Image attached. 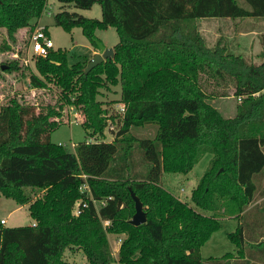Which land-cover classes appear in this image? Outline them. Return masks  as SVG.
<instances>
[{
    "label": "trees",
    "instance_id": "trees-1",
    "mask_svg": "<svg viewBox=\"0 0 264 264\" xmlns=\"http://www.w3.org/2000/svg\"><path fill=\"white\" fill-rule=\"evenodd\" d=\"M60 1L81 8L98 2L102 18L64 10L55 14L57 25L82 27L97 49V29L115 27L119 41L114 57L89 72V60L70 64L61 48L36 57L41 77L31 74L32 82H53L62 102L35 112L14 97L1 108L0 192L27 204L34 221L11 227L0 218V264H80L65 258L73 248L83 250L90 264H238L232 252L204 258L201 246L221 227L220 217L241 218L256 194L264 195L258 184L264 175V59L250 62L221 39L208 46L199 20L264 17V0H246L251 8L238 0ZM45 8L46 0H0V27L15 38L19 29L33 28ZM5 64L7 70L19 67L17 60ZM203 75L233 82L234 95L242 96L234 116L209 102ZM119 83L125 112L114 139L106 140L108 109L99 95ZM65 105L81 110L96 140L80 141L75 150L51 140ZM147 122L158 123L154 138L132 135V126ZM136 148L142 174L134 170ZM207 152L213 157L191 199L211 214L161 182L164 172L188 173ZM131 190L147 213L139 225L130 222L136 210ZM109 233L125 235L117 256ZM229 237L242 255L249 244L244 224ZM255 248L264 251V241H255Z\"/></svg>",
    "mask_w": 264,
    "mask_h": 264
},
{
    "label": "rangeland",
    "instance_id": "rangeland-1",
    "mask_svg": "<svg viewBox=\"0 0 264 264\" xmlns=\"http://www.w3.org/2000/svg\"><path fill=\"white\" fill-rule=\"evenodd\" d=\"M238 2L246 7L251 8L246 0H238ZM64 10L76 12L79 15L90 18H102L101 4L96 2L90 8H81L74 3H65L60 0H46V8L40 18L33 21V28L26 27L19 29L15 38H11L4 27H0V65L7 61L17 60L19 67L12 70L6 68L0 71V110L8 104L9 101L17 97L21 101L28 103L39 112L42 107L57 105L62 102L61 89L53 82H47L46 86H36L31 80V74H39L35 67V59L37 56L30 55V38L32 32L38 27H46L53 41V49H63L68 53L69 63L78 61H87L93 57V51L98 52L90 39L83 33L82 27L75 26L70 31L63 26L57 25L55 22V14ZM199 30L205 37L208 46L213 47L219 39L222 44L226 43L229 51L243 55L248 61L260 63L264 59L263 52L261 53V43L264 41L262 34L264 33V21L242 19L239 21H231L229 19L207 18L199 20ZM201 24V27H200ZM257 31L256 35L251 31ZM239 31L243 32V36H239ZM97 39L101 40L106 47H112L119 41V35L115 27L109 26L105 29H97L95 31ZM249 34V35H247ZM255 40H259L258 49L255 48ZM241 41V43H239ZM251 41L254 43L252 45ZM244 45V43L247 44ZM248 46V48H247ZM247 48V49H246ZM244 50H247L246 52ZM259 50V51H258ZM260 52V53H259ZM247 56V57H246ZM201 84L205 92L211 95L209 102L217 107L220 112L226 116H234L236 114L237 104L242 96L234 95V84L231 81H216L215 79L203 75ZM121 84L111 85L109 88H102L99 99L104 102V107L108 109V114L113 115V120L118 119V110L120 104L123 103L121 98ZM222 93L227 95H222ZM62 123L51 132V140L56 143L67 145L72 150H75V145L84 140H96L91 133V130L86 128L82 121L84 116L81 110L75 105H65L63 108L62 117L58 118ZM158 130V123L147 122L141 126H132L130 132L136 138H154ZM105 139L113 140L116 135L115 130L105 129ZM134 170L137 173H143L145 166L142 164V153L139 149L134 150ZM212 152L205 153L199 162L188 172H164L162 174V185L182 200L187 201L196 210L211 214L210 210L203 209L196 205L191 199V192L197 186L206 169L209 167ZM148 167V162H145ZM258 184L261 189H264V175L258 179ZM263 197V199H261ZM256 202L261 200L259 205L250 209L247 215L237 219L235 217H220L221 227L214 231L211 237L201 246V253L204 258L210 256H221L226 252L236 251L237 245L230 239L229 233L234 231L241 223V219L245 228L250 226V219L255 208L259 210L261 216H264V195L257 193L254 199ZM253 200V202H254ZM99 203L97 207H99ZM5 218L7 223L5 226H20L32 223V217L28 209V205H19L14 199L6 197L0 192V218ZM240 220V222H239ZM105 223V222H104ZM106 224V223H105ZM261 234H258L260 236ZM109 240L112 251L116 252L120 244V239L123 240L124 234L109 233ZM258 239V238H257ZM264 241V238H260ZM252 242L258 240L249 239ZM260 241V240H259ZM65 258L72 262L80 264H90L84 251L78 248L67 249ZM110 264H121L119 261H114Z\"/></svg>",
    "mask_w": 264,
    "mask_h": 264
},
{
    "label": "crops",
    "instance_id": "crops-1",
    "mask_svg": "<svg viewBox=\"0 0 264 264\" xmlns=\"http://www.w3.org/2000/svg\"><path fill=\"white\" fill-rule=\"evenodd\" d=\"M210 18H212V19L213 18H215V19H218L219 18V19H225V20L226 19H229L231 21H234V20L239 21V20H242V19H252V20L255 19V20H262V21H264V17H255V16L245 17V18H236V19H233V18H230V17H210ZM206 19L207 18H203V20H206ZM200 27H201V24H200ZM253 32H255V39H256V35H258L259 33L253 29L251 31V35H252L251 38H254L253 37ZM239 33L240 34H238V35L240 37L244 35V33L241 32V31H239ZM247 35H249V34H247ZM263 37H264V33L262 34V38ZM239 43H241V41H239ZM253 43L254 42L251 41V44L249 42H247V44L244 43V45H248V44L252 45ZM258 43H259V40H257V41L255 40V48H257V49L259 48L258 47ZM261 44L262 45H261L260 50H262V51H260V52L262 53L264 51V41L263 40H262V43ZM247 48H248V46H247ZM244 51L246 52L247 50H244L243 49V52ZM95 53H96V51L94 50L93 51V54H95ZM178 198H180V197H178ZM261 199H263V197ZM260 201L261 200H259V201L256 202L254 200V202H252L246 208V210L244 211V215H247L251 208L256 207L257 205H259L258 203H260ZM222 217H224V216H222ZM228 217H235V216H228ZM235 218L239 219L238 217H235ZM249 219H250V226L247 227V229L245 228V234H246V236L248 237V239L258 240V241L260 240L261 241L260 238H264V216H261V214L259 213V210L257 208H255L254 213L251 214V216L249 217ZM33 221L34 220L32 219V223H33ZM239 222H240V220H239ZM241 223H243L242 219H241ZM244 227H245V225H244ZM258 234H261V235L258 236ZM120 241H122V240L120 239ZM119 246H120V244H119ZM119 246L117 248V251L116 252H113L115 256H117V253H118V250H119ZM232 253L236 256V258H234V262H238V264H264V251H261V248H255V242H252L250 240H249V244H246V246L244 248V252H243L242 255H239L238 254V247H236V251H232ZM214 257H220V256H214Z\"/></svg>",
    "mask_w": 264,
    "mask_h": 264
},
{
    "label": "built area",
    "instance_id": "built-area-1",
    "mask_svg": "<svg viewBox=\"0 0 264 264\" xmlns=\"http://www.w3.org/2000/svg\"><path fill=\"white\" fill-rule=\"evenodd\" d=\"M53 41L50 37L49 31L46 29V27H38L36 28L30 38V55L31 56H42V57H47L50 50L53 49ZM118 119L115 121L110 116H113L112 114H108L109 119H108V124H107V130H115L116 133L120 128L121 124V118L125 112V104L121 103L120 104V110H118ZM114 138V137H113ZM86 177V176H85ZM84 188H89L88 184H84ZM96 204H98L97 201H95ZM102 204H104V201H101ZM84 206H87V203H83ZM74 212L76 215L80 214V208H79V202H77L76 207L74 209ZM1 223L6 224L7 220L5 218H1ZM106 224H109V221H105ZM121 243V241H120Z\"/></svg>",
    "mask_w": 264,
    "mask_h": 264
},
{
    "label": "water",
    "instance_id": "water-1",
    "mask_svg": "<svg viewBox=\"0 0 264 264\" xmlns=\"http://www.w3.org/2000/svg\"><path fill=\"white\" fill-rule=\"evenodd\" d=\"M98 44V52H96L93 57L89 60L87 66L85 67V72H89L92 68H94L96 65L102 63L107 58H113L115 55V51L113 47H106L105 44L97 39L96 40ZM7 65H2V69L6 68ZM131 195L135 201V213L133 214L132 218L130 219V222L134 225H139L147 220V213L144 210L143 202L139 198L136 193L131 190Z\"/></svg>",
    "mask_w": 264,
    "mask_h": 264
}]
</instances>
